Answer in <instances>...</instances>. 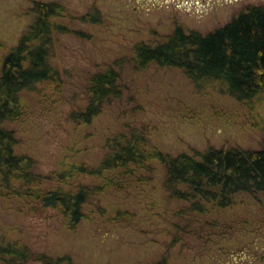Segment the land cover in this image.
<instances>
[{
  "label": "rangeland",
  "instance_id": "rangeland-1",
  "mask_svg": "<svg viewBox=\"0 0 264 264\" xmlns=\"http://www.w3.org/2000/svg\"><path fill=\"white\" fill-rule=\"evenodd\" d=\"M37 2L67 10L54 19L68 27L54 32L51 63L60 75L22 90L20 114L5 125L15 131L16 153L53 175L44 188L94 192L76 226L60 207L0 196V235L79 264H264V197L242 193L232 206L190 213L165 188L166 168L156 158L94 173L108 139L133 128L146 132L149 150L173 155L264 147V94L241 101L213 87L199 90L180 68L133 61L141 42L163 41L179 25L208 33L264 0H0V75ZM110 65L121 73L123 95L91 122L74 120L89 103L90 78Z\"/></svg>",
  "mask_w": 264,
  "mask_h": 264
},
{
  "label": "trees",
  "instance_id": "trees-1",
  "mask_svg": "<svg viewBox=\"0 0 264 264\" xmlns=\"http://www.w3.org/2000/svg\"><path fill=\"white\" fill-rule=\"evenodd\" d=\"M34 21L19 43L3 58L0 75V196L17 197L44 207H60L76 226L84 217V205L94 190L88 186L64 189L44 188L46 179L36 170V162L15 151V131L5 123L20 114L19 96L38 83L54 81L59 71L51 63L55 31L68 27L56 23L67 13L59 2H37ZM135 66L151 63L176 67L191 78L199 90L213 87L227 91L238 100L251 101L264 94V5L254 6L228 23L208 32L176 26L165 40L156 44L141 42L135 47ZM121 73L113 65L90 78L89 103L72 113L82 123L91 122L112 101L123 95ZM109 148L94 173L132 164L147 165L154 158L166 168L165 188L171 196L189 203L190 213H202L236 203L242 193L264 197V147H209L204 151L173 155L158 148L148 149L146 132L131 129L107 141ZM86 171V169L82 168ZM58 181V179H57ZM79 264L70 255L35 253L16 240L0 235V264ZM154 264H167L165 260Z\"/></svg>",
  "mask_w": 264,
  "mask_h": 264
},
{
  "label": "flooded vegetation",
  "instance_id": "flooded-vegetation-1",
  "mask_svg": "<svg viewBox=\"0 0 264 264\" xmlns=\"http://www.w3.org/2000/svg\"><path fill=\"white\" fill-rule=\"evenodd\" d=\"M175 2H187V3H193V4H196V5H201V3H208V2H211V0H174Z\"/></svg>",
  "mask_w": 264,
  "mask_h": 264
}]
</instances>
